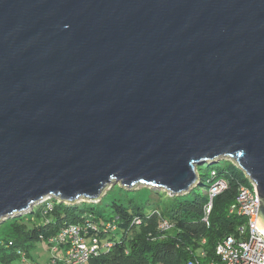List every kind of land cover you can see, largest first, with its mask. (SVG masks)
I'll return each instance as SVG.
<instances>
[{
  "label": "water",
  "instance_id": "95a60500",
  "mask_svg": "<svg viewBox=\"0 0 264 264\" xmlns=\"http://www.w3.org/2000/svg\"><path fill=\"white\" fill-rule=\"evenodd\" d=\"M221 159L264 227V0H0V225Z\"/></svg>",
  "mask_w": 264,
  "mask_h": 264
},
{
  "label": "trees",
  "instance_id": "16d2710c",
  "mask_svg": "<svg viewBox=\"0 0 264 264\" xmlns=\"http://www.w3.org/2000/svg\"><path fill=\"white\" fill-rule=\"evenodd\" d=\"M209 164L205 170L198 167L199 183L183 195L171 196L148 188L151 195L144 201L127 194L126 200L114 198L105 208L102 199L95 205L54 200L50 206L34 207L26 216L0 225V260L10 263L22 258V253L26 257L23 260H27L28 249L35 243H48L65 227L88 218L101 225L114 223L117 227L115 234L106 238L115 242L114 249L103 252L89 264H186L200 250L207 253L208 261L214 260L216 245L237 234L244 224V219L231 215L230 209L236 202L239 187L245 185L242 179H247L232 163ZM213 171L216 178L212 176ZM217 179H224L229 187L213 199L207 224L204 215L209 203L208 192ZM157 213L172 225L169 231L159 229ZM136 219L141 223L134 222Z\"/></svg>",
  "mask_w": 264,
  "mask_h": 264
},
{
  "label": "built area",
  "instance_id": "2783aa9c",
  "mask_svg": "<svg viewBox=\"0 0 264 264\" xmlns=\"http://www.w3.org/2000/svg\"><path fill=\"white\" fill-rule=\"evenodd\" d=\"M213 178L217 177L215 171ZM228 183L224 179H217L210 188L209 203L205 207L204 221L208 224L213 207V199L228 189ZM52 199L48 197L35 206L52 205ZM50 200V201H49ZM61 202V201H60ZM260 200L255 184L249 181V186L239 187L235 204L230 209V214L244 219V224L238 228L237 234L220 241L215 248V259L208 261L207 253L200 250L197 255L186 264H264V232L258 224ZM28 210L26 213L31 212ZM23 214V213H21ZM18 215V214H17ZM158 216L160 214L157 213ZM134 222L141 223L140 219ZM172 225L161 218L159 229L169 231ZM117 227L114 223L98 224L88 218L80 224L70 225L62 229L57 235L48 240L52 259L50 264H89L94 258H98L103 252L114 249L115 242L106 239L115 234ZM203 240V244H205ZM22 259L26 258L24 253Z\"/></svg>",
  "mask_w": 264,
  "mask_h": 264
},
{
  "label": "rangeland",
  "instance_id": "374dc122",
  "mask_svg": "<svg viewBox=\"0 0 264 264\" xmlns=\"http://www.w3.org/2000/svg\"><path fill=\"white\" fill-rule=\"evenodd\" d=\"M218 163L219 164L232 163V165H235L230 159H221L218 161ZM209 165L210 164H205L203 166V169L205 170V169L209 168ZM246 179H247V177H246ZM247 180L242 179V182L246 186H249V180L248 181ZM113 187L115 189L111 190ZM142 188H145L143 190L144 192L141 190ZM148 188L149 187L138 186L135 189L128 191L125 188L121 187L120 184L109 185V187L105 190L104 194L101 197L103 208H105L107 206V204L112 203L114 198L126 200L127 194H129L131 198L136 197L137 200L140 199V200L144 201L147 197H149L151 195V191L147 190ZM149 189L153 190V191H163V190L157 189V188H149ZM54 200L55 199H52V201H54ZM100 200H98L96 202H91L88 200H84V199L82 200L81 199L76 204L81 205V204L85 203V204L95 205V204H98L100 202ZM40 204H43V203H40ZM40 204L38 206H40ZM34 207H37V206H34ZM28 213L18 214V215L11 217V218H7L3 221V223L7 222L10 219L16 218V217L26 216ZM35 221H36V219H35ZM28 251H29V253H28L29 255H28L27 260H23L22 258H17V259H14L10 263H6V262H3L2 260H0V264H50L53 255H52L50 247L46 241H40V242L35 243L32 247H30V249H28Z\"/></svg>",
  "mask_w": 264,
  "mask_h": 264
},
{
  "label": "bare ground",
  "instance_id": "6f19581e",
  "mask_svg": "<svg viewBox=\"0 0 264 264\" xmlns=\"http://www.w3.org/2000/svg\"><path fill=\"white\" fill-rule=\"evenodd\" d=\"M261 229L263 230V232H264V227L263 226H261Z\"/></svg>",
  "mask_w": 264,
  "mask_h": 264
}]
</instances>
